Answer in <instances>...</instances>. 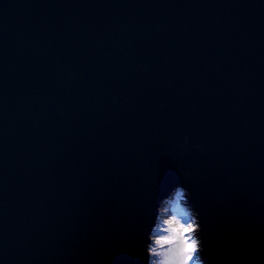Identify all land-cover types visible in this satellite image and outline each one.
Returning a JSON list of instances; mask_svg holds the SVG:
<instances>
[{"label":"water","instance_id":"obj_1","mask_svg":"<svg viewBox=\"0 0 264 264\" xmlns=\"http://www.w3.org/2000/svg\"><path fill=\"white\" fill-rule=\"evenodd\" d=\"M176 186L264 264V0H0V264H146Z\"/></svg>","mask_w":264,"mask_h":264},{"label":"clouds","instance_id":"obj_2","mask_svg":"<svg viewBox=\"0 0 264 264\" xmlns=\"http://www.w3.org/2000/svg\"><path fill=\"white\" fill-rule=\"evenodd\" d=\"M190 198L187 188L176 186L160 199L146 237V264H204L199 213L189 205Z\"/></svg>","mask_w":264,"mask_h":264}]
</instances>
